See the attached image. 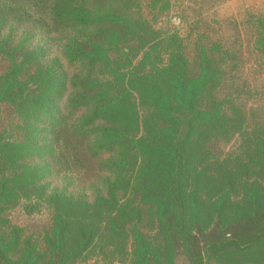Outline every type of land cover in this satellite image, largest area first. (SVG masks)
<instances>
[{"label": "trees", "instance_id": "16d2710c", "mask_svg": "<svg viewBox=\"0 0 264 264\" xmlns=\"http://www.w3.org/2000/svg\"><path fill=\"white\" fill-rule=\"evenodd\" d=\"M141 10L0 0V264H264V16L249 64Z\"/></svg>", "mask_w": 264, "mask_h": 264}, {"label": "rangeland", "instance_id": "374dc122", "mask_svg": "<svg viewBox=\"0 0 264 264\" xmlns=\"http://www.w3.org/2000/svg\"><path fill=\"white\" fill-rule=\"evenodd\" d=\"M160 7V6H159ZM152 8L146 0H140L142 14L149 21V24L160 32H176L186 41L191 48L200 41H216L224 47L245 48L247 63H253L258 59L253 53V39L255 37L256 17L264 16V0H168L159 8ZM27 22L20 25L15 34L20 35L26 28ZM25 26V27H24ZM13 35V33H12ZM34 43L40 41V37H33ZM264 72L250 73L256 76L254 82H264ZM264 102V97L259 98ZM8 111L0 106V131L6 125L4 115ZM264 115V111L260 112ZM12 224L23 227L33 234H38L42 227H45L49 218V212L44 205H38L35 210H26L24 205H17L6 214ZM175 264H185L183 256L180 255ZM203 264H228L227 261L204 260Z\"/></svg>", "mask_w": 264, "mask_h": 264}]
</instances>
